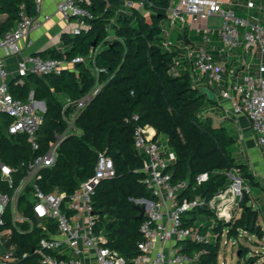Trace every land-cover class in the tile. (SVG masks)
Segmentation results:
<instances>
[{
  "label": "trees",
  "instance_id": "16d2710c",
  "mask_svg": "<svg viewBox=\"0 0 264 264\" xmlns=\"http://www.w3.org/2000/svg\"><path fill=\"white\" fill-rule=\"evenodd\" d=\"M132 1L142 2V6H129L125 13L118 12L119 0L85 2L91 17L82 19L85 25L77 33L63 34L64 49L48 48L35 54L60 61L76 57L84 60L75 62L72 68H63L59 74H29L22 82L16 79L8 83L15 98L26 101L32 91V98L44 101L45 108L38 131L40 146L35 152L25 135L4 133L9 117L0 116V158L15 169L17 180L23 170L20 162L43 152L54 130L63 128L62 118L73 112L74 105L63 109L65 100L77 101L98 81L100 89L75 116L80 134L65 137L55 163L43 169L39 183L42 190H73L79 181L93 175L98 152L109 156L114 175L98 182L92 203L99 218L97 225L108 238L107 245L131 264L139 253L137 242L142 239L143 218H136V200L151 198L143 183V155L134 146L133 131L137 125H148L154 129L153 139L160 141L164 137L175 153L167 170L174 183L188 181L183 196L208 203L231 184L228 173L241 179L238 217L223 222L212 208L197 206L186 211L183 218L201 232L209 231L210 238L206 242L181 241V250L199 254L194 264H217L224 228L228 238L237 239L241 231L264 238V193L258 194V189L264 188L248 165L237 160L235 134L223 125H214L203 114L205 96L189 73L169 72L177 53L167 47L169 36L164 34L163 21L173 0ZM22 12L36 16L34 0H0V35L13 28ZM94 69L98 70L97 76ZM203 172L207 179L197 183L196 176ZM4 182L0 177L1 188ZM20 207L28 213L26 199L20 200ZM37 238L34 233L15 235L18 253L28 252L18 264H42L31 253ZM240 251V256L248 253L245 246ZM261 255H251L245 264H264V259L258 262Z\"/></svg>",
  "mask_w": 264,
  "mask_h": 264
},
{
  "label": "built area",
  "instance_id": "2783aa9c",
  "mask_svg": "<svg viewBox=\"0 0 264 264\" xmlns=\"http://www.w3.org/2000/svg\"><path fill=\"white\" fill-rule=\"evenodd\" d=\"M40 1L34 0L36 11ZM86 1L60 0L57 8L65 18L75 16L82 21L83 18L91 17L90 11L84 6ZM119 1L123 12L129 6H142V2ZM226 3L229 1L173 0L167 17L171 21L177 20L184 28L195 29L200 33L201 44L187 45L194 70L192 82L196 84L203 79L207 86L230 99L232 111L244 114L249 120L255 143L264 156V26L251 17L237 16L231 9L224 7ZM248 6H253L252 2ZM212 17L219 18L220 22L210 24L209 19ZM39 25L40 21L35 16L22 12L13 28L0 35V116L6 114L9 117L4 133L7 136L25 135L34 152L40 146L38 131L43 123L44 107H38L32 94L24 101L9 92L4 56L21 55L23 48L19 41ZM79 28H74L72 32L77 33ZM164 34L168 36L169 32L164 30ZM213 34L219 37L218 47L212 43ZM241 46L244 49L243 56L233 58L232 50ZM257 50L261 56L254 73L246 54L252 56ZM215 51L232 59L231 63L236 62L245 72L240 82L229 81L225 86L222 85L223 75L226 73L230 76V72H233L227 70L226 60L214 59ZM83 60L84 57H76L71 61H60L23 54L16 63V76L18 82H22V78L29 74H59L63 68L74 67L75 62ZM176 66L177 62L174 61L169 67L172 75L179 74ZM97 71L94 69L95 76ZM100 87L101 84L96 81L93 88L77 101L70 98L65 100L63 109L74 105L73 114L62 118L63 128L54 130L53 139L43 152L20 162L23 170L17 180H14L15 169L0 158V177L5 181L4 189L0 187V264H18L21 258L26 257L28 252L18 253L15 235L33 233L38 238L31 253L42 264H128L123 255L107 245L108 238L97 225L99 218L92 203L98 182L114 175L113 162L109 156L98 152L93 175L79 181L71 191L54 189L45 192L39 184L43 169L55 163L61 141L70 134H80L75 116L91 101ZM153 137L154 129L148 125L134 128V146L143 155V183L151 198L136 200L138 205L144 207L145 216L140 225L142 239L137 242L139 253L131 264H194L199 254L181 250L180 242H206L210 232L203 233L198 226L186 224L187 221L183 219L185 212L197 206H208L218 219L228 222L232 210L239 206L241 179L228 173L231 184L208 203L204 199L183 196L188 181L174 183L167 170L170 162L175 160V153ZM207 177V173L203 172L195 180L200 183ZM22 198L26 199L28 213L20 210Z\"/></svg>",
  "mask_w": 264,
  "mask_h": 264
},
{
  "label": "crops",
  "instance_id": "0c3cea01",
  "mask_svg": "<svg viewBox=\"0 0 264 264\" xmlns=\"http://www.w3.org/2000/svg\"><path fill=\"white\" fill-rule=\"evenodd\" d=\"M90 0H87L88 2ZM229 3L224 5L225 8L231 9L237 16L251 17L256 19L260 24L264 26V0H228ZM60 0H41L39 2V8L36 13V18L40 21V25L30 31L26 37L19 41V45L23 54H36L37 52L44 51L48 48H57L63 50V34L70 33L76 27L85 25L79 18L71 16L65 18L58 10L57 5ZM252 2L253 6H248V3ZM119 13H125L121 11ZM167 25H163V29L169 32L167 39L168 48L177 54H175V61L177 62L178 73L188 72L191 79L193 76L192 58L189 55L188 44L199 45L202 43V37L199 32L196 31L193 34V30L184 28L177 20H170L168 17L163 21ZM219 18L212 17L209 19L210 24H217ZM212 43L218 47L220 40L217 34L211 35ZM242 38V37H241ZM243 39V38H242ZM241 39V40H242ZM243 47H237L232 50V57L236 58L243 56ZM258 53V60L260 59L259 51L257 50L252 56ZM2 56L3 53L1 54ZM20 54H14L11 56H4L6 69L8 72V83L16 80V63L21 57ZM214 59L218 61L226 60L227 70L230 72L223 75V83L225 86L229 81L240 82L243 73H245L239 66L231 63L232 59H227L224 56L219 55L216 51L213 52ZM257 60V63H258ZM257 63L251 64V71L256 73ZM69 68H72L68 66ZM229 79V80H228ZM23 80V79H22ZM1 82V81H0ZM199 92L203 93L206 100V106L203 109V114L209 116L214 125H223L226 129L235 134L237 139V160L239 162L246 163L249 171L253 173L260 186L264 188V156L259 152L258 146L255 143L254 133L251 129L250 122L244 114H235L232 111L231 101L228 98H224L219 94L215 88L206 85L203 79L199 80L196 84ZM32 91L30 92V95ZM37 101L38 107L45 108L44 101ZM73 113L70 112L69 115ZM160 142H162L160 140ZM164 144V143H163ZM169 149V147H168ZM170 150V149H169ZM264 191L260 189L258 194H263ZM257 194L258 200L260 196ZM261 202V200H260ZM252 204L256 206V202L252 201ZM257 207V206H256ZM240 215V214H239ZM238 215V216H239ZM237 216V217H238Z\"/></svg>",
  "mask_w": 264,
  "mask_h": 264
},
{
  "label": "rangeland",
  "instance_id": "374dc122",
  "mask_svg": "<svg viewBox=\"0 0 264 264\" xmlns=\"http://www.w3.org/2000/svg\"><path fill=\"white\" fill-rule=\"evenodd\" d=\"M163 25H167L166 21L163 22ZM196 33V30H193V34ZM258 53L255 56H251L250 54H246V58L249 62L257 63ZM162 143H164L165 147L168 148L166 143V139L164 137H160ZM256 190L254 187H252ZM253 190V192H254ZM260 190V189H258ZM257 205V204H256ZM20 210L24 212V210L20 207ZM240 214V208L236 207L232 210V216L237 217ZM200 217V216H199ZM227 228H224V232L221 236L219 244V252L217 256V264H245L246 259L251 257V255H261L262 257L258 259V262H261L264 259V238L259 239L256 236L241 231L240 236L236 238H228L226 235ZM245 246L248 249V253L245 256H237V252L240 251V247Z\"/></svg>",
  "mask_w": 264,
  "mask_h": 264
},
{
  "label": "water",
  "instance_id": "95a60500",
  "mask_svg": "<svg viewBox=\"0 0 264 264\" xmlns=\"http://www.w3.org/2000/svg\"><path fill=\"white\" fill-rule=\"evenodd\" d=\"M239 187H240L239 184H237V188H239ZM204 207L208 208V206H204ZM136 209L138 210V214H137L136 218L137 219L144 218V216H145L144 207L142 205H136ZM37 220H39V219L37 218ZM237 256L240 257V252L239 251L237 252Z\"/></svg>",
  "mask_w": 264,
  "mask_h": 264
}]
</instances>
